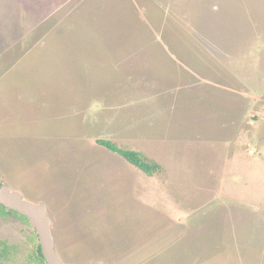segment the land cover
Segmentation results:
<instances>
[{"label": "rangeland", "instance_id": "1", "mask_svg": "<svg viewBox=\"0 0 264 264\" xmlns=\"http://www.w3.org/2000/svg\"><path fill=\"white\" fill-rule=\"evenodd\" d=\"M0 184L67 263L264 264V0H0Z\"/></svg>", "mask_w": 264, "mask_h": 264}, {"label": "water", "instance_id": "2", "mask_svg": "<svg viewBox=\"0 0 264 264\" xmlns=\"http://www.w3.org/2000/svg\"><path fill=\"white\" fill-rule=\"evenodd\" d=\"M0 204L7 210H13L28 218L31 226L37 233L42 253L47 264H72L67 263L55 248L52 232V220L48 215L47 205L27 200L23 194L12 189L8 184L0 185ZM94 264H104L97 261Z\"/></svg>", "mask_w": 264, "mask_h": 264}, {"label": "trees", "instance_id": "3", "mask_svg": "<svg viewBox=\"0 0 264 264\" xmlns=\"http://www.w3.org/2000/svg\"><path fill=\"white\" fill-rule=\"evenodd\" d=\"M102 145H106L113 151L119 153L122 155L125 159H127L132 165L140 168L144 172L148 174H154L157 172L161 167L158 163L148 159L147 157H144L139 151L133 150V149H122L116 146V144L112 143L111 141L106 140H100L99 141ZM1 185V184H0ZM0 213L4 216L8 214H17L20 215L26 222H29L28 218L24 215H21L13 210H7L3 205L0 204ZM31 225V224H30ZM36 263L38 264H47L46 260L44 258V255L42 253L41 245L38 241V246L35 251V257H34Z\"/></svg>", "mask_w": 264, "mask_h": 264}]
</instances>
